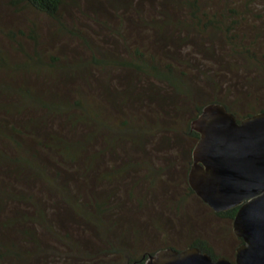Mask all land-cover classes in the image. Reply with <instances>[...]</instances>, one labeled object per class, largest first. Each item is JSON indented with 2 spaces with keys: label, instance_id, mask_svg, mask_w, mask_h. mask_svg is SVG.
Returning a JSON list of instances; mask_svg holds the SVG:
<instances>
[{
  "label": "rangeland",
  "instance_id": "1",
  "mask_svg": "<svg viewBox=\"0 0 264 264\" xmlns=\"http://www.w3.org/2000/svg\"><path fill=\"white\" fill-rule=\"evenodd\" d=\"M186 1L189 0H63L60 8V18L64 23L62 26L57 20L22 2L0 0V84L12 88V93L0 92V130L8 136L14 133V141L0 138V148L8 158L29 157L30 153L36 152L40 167L43 165L41 172H45L43 176H38L30 169L26 173L25 169L24 180V175L16 178L13 174H7V170H12L15 165L3 163L0 166V188L3 187L9 194L4 201L6 209L0 211V221L18 213L31 214L35 207L30 202L39 196L41 201L46 202L47 209L53 210L50 218L55 225L50 223L57 234L62 237L71 234L69 245L79 249L89 245V242L93 243L94 235H91V230L84 225L71 205L68 209L61 194L47 187L46 180L60 178L62 184L72 190V203L77 201L75 210L82 207L81 202L89 201L91 190L95 193L107 190L111 199L107 203L104 222L118 217L125 222L134 217L133 225L137 231L130 235L137 236L136 243L131 244L139 249L135 254L132 253L136 257H140L143 250L151 251L168 243L183 247L186 245L185 240L189 241L196 236L207 239L218 255L230 257L234 254L239 242L232 233L230 221L215 215L210 206L197 199L185 195L183 200V189L175 171L184 155L186 160L189 159L193 140L186 134L185 124L189 116L194 114L196 104L208 103L216 97L231 105L239 117L264 108V0H196V6ZM195 9L203 11L204 15L198 11L194 14ZM209 17L220 20L222 27L230 25V32L223 27V31L217 32L214 37L210 29L200 36L198 32L195 34L192 28L194 23L199 21L203 24ZM162 23H168L167 31L163 33L157 28ZM118 32L125 34L130 44L129 51ZM229 33L239 36L242 42L239 48H234L228 41L226 34ZM134 48L140 52L138 59L152 56L162 68L168 62L184 70L192 80L193 87L201 91L196 94L195 103L187 97L184 99L176 96L170 105L166 102L169 99L163 100L167 105L162 107L159 104L161 99L174 95L172 88L166 86V82L141 72H131V75L127 67H124L126 65L120 63L122 60L136 61L132 56L136 54ZM104 57H112V64L107 66L100 63ZM71 60L80 64L82 69L80 71L71 65L69 81H57L56 75H49V69L54 70L49 65L57 66L62 75ZM137 62L140 64L141 60ZM105 71L108 73L104 74ZM105 79L107 88L102 90L98 85H102ZM141 86L147 87L146 90L155 88L153 100H150L152 98L146 90H140ZM28 88L39 91L41 99L50 103L52 110L48 111L40 104L33 103L27 113L19 117L9 114L7 111H14L11 107L15 108L22 101L21 94L27 92ZM139 93H145L144 100H141ZM96 98L99 105L102 101V105L108 108L104 111L108 123L123 117H136L137 120L146 117L153 121L158 118V122L152 121L148 126L149 132L142 134L144 136L138 141L147 138L148 144L144 148L149 149L150 153L144 159L149 165L161 168L164 165L174 171L165 182L152 188L148 185L147 189L134 184L135 175H128L125 178L127 183L118 174L111 179L106 178V172L115 171L122 164L143 165V161H132V155L138 149L132 138L120 145L121 155L114 151L105 152L103 161L99 163V158L95 159L94 168L87 172L89 156L96 149L94 144L98 148L105 145L109 132L101 129L104 131L98 135L101 126L91 123L90 116H87L89 123H77L76 120L84 114L75 102L81 105L84 101ZM70 105L77 108L72 106L69 112ZM93 106L97 107V102ZM38 118H43L39 119L41 126L30 127L28 119ZM142 118L139 119L141 126L138 123L134 127L145 131ZM17 123L24 124L28 129L25 130ZM11 127L17 128L20 134L11 130ZM87 134L96 136L92 137V145L87 144ZM57 137L68 144L75 142L91 145L87 149V158L82 155H74L73 160L62 157L59 152L63 150L64 144ZM50 143L52 148L45 147ZM90 185L93 188L87 189L86 186ZM128 190L135 197L144 194L146 205L132 206L135 199H131L130 204L123 202L125 191ZM85 208L92 211L95 217L98 216L91 206ZM63 219L66 222L59 225ZM148 219L153 220L161 230H156L157 242L152 243L148 239L142 247L143 242L139 244V233L142 221ZM29 226H33L36 234L47 238L39 222L23 225L15 223L6 228L0 226V237L11 233L7 239H18L17 230ZM50 242L62 246L58 238ZM107 250L97 242L93 252H98L99 261L108 260L109 264H116L114 261L120 257L113 253L102 254V251ZM72 252L73 249L69 247V264H81L86 252L82 258L75 257Z\"/></svg>",
  "mask_w": 264,
  "mask_h": 264
},
{
  "label": "trees",
  "instance_id": "2",
  "mask_svg": "<svg viewBox=\"0 0 264 264\" xmlns=\"http://www.w3.org/2000/svg\"><path fill=\"white\" fill-rule=\"evenodd\" d=\"M13 3H17V2H22L26 5H28L30 8L44 13L47 16L53 18L54 20H57L62 26H64V23L61 21L62 19L60 18V8L63 4V0H10ZM194 1V2H193ZM192 2L186 1L188 4H191L193 6L198 5V3L196 2V0H193ZM202 12L203 11H199V9H195V12ZM204 15V13H203ZM120 19L122 20L121 16ZM222 20V19H221ZM98 22V21H97ZM178 24V23H177ZM182 23H179L178 25H181ZM196 24V25H195ZM221 21L217 20L216 18L213 17H209L203 24H201L199 21L195 22L194 25L192 26V28L194 29V33L196 34L198 32L199 36L203 33L206 32L207 29L211 30V36L213 35L216 36L217 32H221L223 31V27H226V30L228 32H230V25L229 26H221ZM166 26H168V23H162V26H158V29L162 30V33L167 31ZM187 27H189L188 25H185ZM190 28V27H189ZM116 32L118 31L117 29H115ZM169 30V28H168ZM121 36L120 39H122L123 43H125V45H130L126 40V36L125 34H122L120 32H118ZM207 33V32H206ZM227 35V39L228 41L231 42L232 45H234V48L236 47H240V43L241 40L239 38V36H236L235 34L229 33L226 34ZM129 51V48H128ZM133 51L136 53L132 56H134L133 58L136 61L130 60V61H126L123 62L124 60L120 61V63L126 65L124 67H127V70L130 71L128 72L129 74L133 75V73H143V74H147L150 75L154 78L160 79L163 82H166V86H169L172 88V92L174 95H169V97L167 98H163L161 99L162 103L160 102L159 104H161V106H165L167 104L164 103L163 100H167L166 102H168V104L170 105L176 98V96L180 97V98H188V100H194V103L196 101V94L197 93H201V91L196 88L193 87V82L190 79V77H188V74L180 69L179 67H177L176 65H171L170 63H164L163 64V68L158 65L157 61L155 60L154 57L150 56H143L142 58L138 59V53L139 50L134 48ZM112 58V57H111ZM111 58H106L104 57L103 59H100V63H103L105 65L108 66L112 64V60ZM94 60H96L94 58ZM118 60V59H116ZM141 60L140 64H137L139 61ZM98 61V60H96ZM111 62V63H110ZM137 62V63H136ZM35 64V63H34ZM29 65V64H27ZM26 65V66H27ZM72 65V67L74 68H79V70L81 71L82 66L80 64H76L73 63V60H71V62H69V64H67V66H65V73L61 75V71L57 70V66H55L54 64L49 65V67L53 68L54 70L49 69V75L53 76L56 75V80L58 81L59 79L66 83V81H69V67ZM56 71V72H55ZM133 72V73H131ZM107 74L108 72L105 71L104 74ZM204 74V73H203ZM130 75V76H131ZM206 77H208V75L206 74ZM211 79V78H210ZM128 80H131L130 78ZM103 84L102 85H98L99 87H101V89L103 90V88H107V80L105 79L104 81H102ZM142 87V86H141ZM143 88V87H142ZM140 90H146L147 87L143 88ZM0 89L3 94H8L9 92L12 93V88L6 87V86H2V84H0ZM155 88H151L146 90V92H148V96H151L153 100V96H154V91L153 90ZM28 91L25 92L22 95V101L18 102L15 105V108L11 107L14 111L12 113H10L11 111H7L9 114L14 115L16 114L17 117H19L22 114L27 113L28 111V107L32 106L33 103H35L36 105L40 104L43 108L45 107L48 111L52 110V106L50 105V103H46L45 101H43V99H41L42 97L39 96L38 93H40L39 91L37 92V90H35V88H28ZM157 91V89H156ZM37 92V93H35ZM42 94L45 96L46 93L42 92ZM139 93V97L141 98V100H144V94L143 93ZM35 96V97H33ZM158 97V96H157ZM35 98V99H34ZM45 98V97H44ZM172 98V99H171ZM156 99V98H155ZM27 100V101H25ZM96 99H93L91 101H84L81 103V105L77 102H75V105L77 107H79L80 109H82L83 114L79 119H77V123L80 122H84V123H89L88 121V117L90 116V120L91 123L93 124H97L100 127V129L98 130V135L101 134V131H104L105 129L108 130L109 132V137H108V141H107V147H105V145H101V148H98L97 144H94L96 146V149L94 150L95 152H93L94 154H92L91 156H89V162L88 165L86 166V170L88 172L91 171L94 168V163L96 162V160H98L99 158V163L102 160L103 161V157L105 152H112L114 151V153L119 152L121 155V148L120 145H124L125 142L129 139L132 138V140H134L133 144L136 147H140L142 149H145V142L146 144H148L147 142V138H141V140L138 141V139L141 136H144L146 134V132H149V125L152 123L153 120H148L146 117H141L142 118V122L144 123V130H138L136 127V124H138L139 126H141V121L138 118V120L136 119V117H123L121 119H118L116 121H113L112 123H108L107 120H105V115H104V111L108 108H105L102 105V101H100V105L98 104V101H96ZM95 102H97V107L93 106L95 104ZM222 103L226 106V108L233 112L237 117H239L238 113L234 110V108H232L231 105H229L228 103L224 102L223 100H219L216 97L214 98L213 101H210L208 103L205 104H196L195 105V109H194V114H192L191 116H189L187 122H186V134L190 135V137L194 136V137H198L199 136V132L194 130L191 126V120H193L194 118H196L202 111L203 107L209 103ZM56 105V104H55ZM54 105V106H55ZM53 106V107H54ZM72 106L74 105H70L69 106V112L72 109ZM74 106V107H76ZM76 107V108H77ZM119 110V109H117ZM264 110V108H261L259 111ZM66 112V110H64ZM258 112V111H257ZM255 113V112H253ZM252 113H248L245 114L246 115H250ZM88 116V117H87ZM244 116H241L239 118H242ZM44 118V117H43ZM43 118H38V119H28L29 121V126H33L35 128H37V126H41L39 125V121L42 120ZM40 119V120H39ZM153 119V118H152ZM155 121L153 122H158V118L156 117ZM137 121V123H136ZM17 122V121H16ZM20 126H23L25 128V130L28 129V127H25L24 124H20L17 123ZM83 124V123H81ZM135 125V127H134ZM149 126V127H148ZM3 129V128H2ZM5 129V128H4ZM104 129V130H101ZM11 130H15V133H19L20 132L17 130V128L15 127H11ZM14 134V133H12ZM11 135H7L5 132H3L2 130H0V138L1 137H5L7 138V140L10 141H14L13 138L14 136ZM144 134V135H142ZM26 137L28 136L27 133H25ZM88 135V140H87V144H91L93 143L92 141V137H96L95 134H87ZM86 135V136H87ZM57 140L62 141L61 138L57 137ZM63 142V150H61L59 152V154L64 157V158H69L71 160H73V156L77 155V156H85V158H87V149L90 148L91 145H87L85 143H83V145H79L76 144L75 142H71L68 144V142ZM12 143V142H11ZM17 143V142H16ZM131 144V145H133ZM13 146V145H12ZM14 147V146H13ZM20 147L23 148L20 144ZM47 148H52L53 145L47 144V146H45ZM16 148V147H14ZM20 148V149H21ZM17 149V148H16ZM98 149V150H97ZM149 150V149H148ZM80 152V153H79ZM29 157H23V156H18V157H14V158H8L5 153L3 152V150L0 148V166L3 163H9V164H13L15 165L14 168L12 170H7L8 173L7 174H13L16 178H18L20 175H24V180H26V175L24 174L25 169H26V173L27 171L30 169L31 172H33L34 174H37L38 176H43L45 172H41V167L43 169V165L39 164V156L37 155V153H30V155H28ZM6 161V162H5ZM130 164H122L121 167L116 168V170H110L107 173L106 178L111 179L115 174H118V177H121L123 175V172L126 168L129 167ZM113 169V168H112ZM47 175V174H45ZM118 179V178H117ZM45 180V177H44ZM47 181V182H46ZM45 182L47 183V187L49 189H51L52 191H55L58 194H61V198L62 200H64L67 205H68V209H69V204L71 205V207L73 208L74 212L77 213V216H79L82 221L84 222V225L87 226V228H89L91 230V235H94L92 238L93 243L89 242V245H84V247L76 249L73 245H69V238H71V234L67 233L64 234V237L59 236L56 232V230L53 228L52 224L50 222H52L55 225V222H53L50 218V216H52V212L53 210L51 208L47 209V205L46 202L41 201V198L38 196L37 200L35 201H31L30 205L32 204L35 209L31 212V214H27V213H23V214H16V216L14 217H6L5 220L0 221V226L1 228H6L12 225H14L15 223H20L21 225L23 224H29V223H36L39 222L40 224L43 225L45 231H43V233L45 235H47V238L42 237L39 234H36V232L33 230V226H29L27 228H21L18 229L17 232L19 234L18 239H7L8 237L10 238L11 236H9L10 234H7L6 237L1 236L0 237V264H69V247L71 249H73V255H75V257H83V253L86 252V257L83 258V260L81 259V264H109L108 260H101L99 261L97 258L98 257V252H93V249L96 248L97 242H100V245L102 244L103 247L108 248L107 251H102V254L105 253H113V254H117L120 258L117 259L116 261H114V263L116 264H145L146 259L148 258V256L150 254H154L155 250H143V253L141 254L140 257H136L134 254L135 252H138L137 247H133L131 244H135L137 241L136 237L134 236L132 237L131 235H134L136 233V229L134 227V223H133V218H131V220L129 221H125L122 222L120 220V218H113V219H107L106 223L104 222L105 219V215L107 213V203L108 201L111 199L109 198V193L106 192L107 190H98L96 193L99 192L98 196L96 195L95 192H92L93 190H91V193H89V201L86 202H81L82 203V207L78 206L77 207H81L78 208V210H75V206H76V202L72 203V201H74L72 199V190H70L67 186H64V184H62V181L60 178H55V179H48ZM111 181V180H110ZM113 181V180H112ZM116 181V180H115ZM61 185V186H59ZM91 186V187H90ZM89 187H87V189L89 188H93L92 185H90ZM86 189V191H87ZM90 192V191H89ZM128 193V194H127ZM129 195V196H127ZM8 191L6 189H4L3 187L0 188V211L2 209H6V205H5V199H8ZM114 196V195H113ZM118 197H116L117 199ZM85 200V199H84ZM123 202H127L128 204H130L131 201V195L129 194V192L125 191V195H124V200H122ZM4 204V205H2ZM91 206L92 209L94 211H97L98 216L95 217L92 211L87 210L85 207L87 206ZM132 206L134 204H131ZM129 207V206H128ZM118 208L119 205H118ZM236 208H231L230 210H228L229 215L232 216L234 215V213L236 212ZM214 211V210H213ZM216 212V211H215ZM219 213H224V212H219ZM102 214V215H101ZM69 217V216H68ZM61 223L57 222L59 225L62 224L63 222H66L64 219L60 220ZM132 221V222H131ZM29 222V223H28ZM64 225V224H63ZM118 233V235L116 234ZM131 234V235H130ZM139 244H141V246L143 247L144 242L146 240H148V238L144 237L142 233H139ZM138 234V235H139ZM44 236V235H43ZM114 237V238H113ZM132 237V238H131ZM57 238L59 240H61V245L62 246H56L57 243L55 242H50L52 240H57ZM64 238V239H63ZM131 238V239H130ZM52 239V240H51ZM134 242H132V241ZM84 242H88V240H83ZM119 241V242H118ZM150 241V240H149ZM80 241L77 242V244ZM152 242V241H151ZM154 243V242H152ZM120 244V245H119ZM76 245V244H75ZM194 245L198 246L202 251H207V252H211L212 248H211V244L204 239L203 237L201 238H197L194 241ZM93 246V247H92ZM60 247V248H59ZM136 248V249H135ZM213 251V250H212ZM134 253V254H132ZM214 256H215V251L211 252ZM124 255V257H123ZM122 256V257H121ZM64 258V259H62ZM46 260L48 261L46 263ZM80 261V260H79Z\"/></svg>",
  "mask_w": 264,
  "mask_h": 264
},
{
  "label": "water",
  "instance_id": "3",
  "mask_svg": "<svg viewBox=\"0 0 264 264\" xmlns=\"http://www.w3.org/2000/svg\"><path fill=\"white\" fill-rule=\"evenodd\" d=\"M199 132L189 183L214 211L238 207L233 231L243 242L234 261L199 247L162 248L145 264H264V110L242 117L209 103L193 119Z\"/></svg>",
  "mask_w": 264,
  "mask_h": 264
},
{
  "label": "flooded vegetation",
  "instance_id": "4",
  "mask_svg": "<svg viewBox=\"0 0 264 264\" xmlns=\"http://www.w3.org/2000/svg\"><path fill=\"white\" fill-rule=\"evenodd\" d=\"M237 119L240 120L241 118L237 117ZM192 121L193 120H191V123H192ZM191 139L193 140V144H192V147L190 148L189 159L187 158V160H186L185 159L186 157H184L185 155L182 154V155H184L183 161L181 162V164L176 165L177 171H175V173H176V175H178L179 184L183 189L184 194H183L182 199L184 200L185 195H186L187 197H192L194 199L201 201L204 205H207L195 193V191L191 188L190 183H189V171L191 169L192 162H193L192 151H193L194 145L196 144L197 140L199 139V136L198 137H194V136L192 137L191 136ZM145 145H146V142H145ZM148 153H150L148 149H142L140 147H138V149L135 150V153L132 155V161L134 162V159H135V161L140 160V161H143L144 163H143V165H139V166L137 164L129 165V167L124 170L123 175L120 177L124 181V183H127V179H125V178L128 175H132V177L135 175V178L133 179L134 184H138L140 188L144 187V188L148 189V185H149V188H152L160 182H163V181L165 182V180H167V178L169 177V174L171 175V173L174 172L173 170H169L168 167H166L164 165H163V168H161L159 166L149 165L145 160L146 158L144 159V157L147 156ZM111 168H113V167H111ZM116 168H115V170H116ZM159 173H160V175H159ZM162 174H164L165 177H164V175L161 176ZM138 176H139V178H138ZM127 192H129V194L131 195V199H133V200L135 199L134 205H133L134 207H136V206L141 207V206L146 205L147 198L143 193H142L143 195H141L139 197L138 196L135 197V195L132 192H130V190H128ZM127 196H129V195H127ZM237 208H236V211H237ZM228 210H230V209H228ZM228 210L222 211L224 213H219V212L214 211V214L221 217V218H225L226 220H229L230 223L232 224V233H234V231H233V218H234V215L236 212L234 213V215L230 216ZM145 222H146V225H145ZM160 222H162V219ZM151 226H152V228H151ZM149 227H150V229H149ZM140 230H141L140 233H142L144 237L148 238L150 241L157 242V240H156L157 238H155V237H157L156 236V234H157L156 230H161V229L159 227H157V225L155 224V222L153 220L148 219V220L142 221V227ZM149 236H150V238L152 236V239H150ZM191 238L189 241L185 240L186 245L183 247H179L175 244L168 243L167 245L159 246L158 249L155 250V252L158 251L159 249L167 248V247H172V248H176V249H183L185 247L195 246L194 245L195 239L201 238V236H196V237H193L192 239ZM236 238L238 239V242H239L238 245H240L243 242L242 238H240L238 236H236ZM237 246H236V248H237ZM196 247H198V246H196ZM211 248H212V246H211ZM236 248H235L234 254L232 256H230V257H228L226 255H223V256H226L229 259L234 261ZM212 250H213V248H212ZM212 250H211V252L214 251V250L213 251ZM211 252H209V253L212 255L213 258L220 256V254L219 255L215 254V256H214Z\"/></svg>",
  "mask_w": 264,
  "mask_h": 264
}]
</instances>
